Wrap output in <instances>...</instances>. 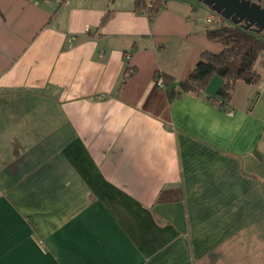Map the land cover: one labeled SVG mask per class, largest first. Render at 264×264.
<instances>
[{
	"label": "crops",
	"instance_id": "1",
	"mask_svg": "<svg viewBox=\"0 0 264 264\" xmlns=\"http://www.w3.org/2000/svg\"><path fill=\"white\" fill-rule=\"evenodd\" d=\"M155 5L0 0V264H264V54L170 100L223 44Z\"/></svg>",
	"mask_w": 264,
	"mask_h": 264
},
{
	"label": "trees",
	"instance_id": "2",
	"mask_svg": "<svg viewBox=\"0 0 264 264\" xmlns=\"http://www.w3.org/2000/svg\"><path fill=\"white\" fill-rule=\"evenodd\" d=\"M161 0H155V7ZM145 0H136L137 6L143 5ZM220 24L208 28L209 39L223 44L220 52L202 51L194 68L183 79L176 81L175 77L163 72L157 73L167 89L170 100L181 97L186 92L199 95L206 90L215 76H221L224 81L217 90V95L229 102L235 84L239 80L257 83L261 74L255 69V63L264 53V31L247 28L244 23H237L232 19L221 16Z\"/></svg>",
	"mask_w": 264,
	"mask_h": 264
},
{
	"label": "water",
	"instance_id": "3",
	"mask_svg": "<svg viewBox=\"0 0 264 264\" xmlns=\"http://www.w3.org/2000/svg\"><path fill=\"white\" fill-rule=\"evenodd\" d=\"M227 19L264 31V5L260 0H198Z\"/></svg>",
	"mask_w": 264,
	"mask_h": 264
},
{
	"label": "rangeland",
	"instance_id": "4",
	"mask_svg": "<svg viewBox=\"0 0 264 264\" xmlns=\"http://www.w3.org/2000/svg\"><path fill=\"white\" fill-rule=\"evenodd\" d=\"M193 1H195L196 3H199L200 1H198V0H193ZM259 1V0H258ZM260 2L264 5V0H260ZM204 4V3H203ZM205 5V4H204ZM205 6H207V5H205ZM208 8H211V7H209V6H207ZM212 9V8H211ZM215 13H216V16H215V20L213 21V23H216V24H220L221 23V21H223L222 20V15H220L219 13H217L216 11H214ZM262 54H264V53H262ZM219 78V77H218Z\"/></svg>",
	"mask_w": 264,
	"mask_h": 264
},
{
	"label": "built area",
	"instance_id": "5",
	"mask_svg": "<svg viewBox=\"0 0 264 264\" xmlns=\"http://www.w3.org/2000/svg\"><path fill=\"white\" fill-rule=\"evenodd\" d=\"M207 20L210 21V22H212V21L215 20V16H213V15L212 16H209ZM87 30H89V29L87 28ZM73 38H76V36H74ZM127 56H128V54H127ZM158 83H159L160 86H163L164 87L161 79L158 80ZM232 112H233V110H230V113H232Z\"/></svg>",
	"mask_w": 264,
	"mask_h": 264
}]
</instances>
